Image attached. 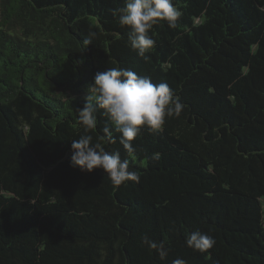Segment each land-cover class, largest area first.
<instances>
[{
	"label": "trees",
	"instance_id": "trees-1",
	"mask_svg": "<svg viewBox=\"0 0 264 264\" xmlns=\"http://www.w3.org/2000/svg\"><path fill=\"white\" fill-rule=\"evenodd\" d=\"M173 4L177 27L154 25L144 59L119 23L125 0H0V264H264V0ZM113 67L183 104L141 128L134 158L97 112L92 144L140 176L118 187L70 165L88 85ZM195 230L215 239L206 253L185 243Z\"/></svg>",
	"mask_w": 264,
	"mask_h": 264
},
{
	"label": "clouds",
	"instance_id": "clouds-1",
	"mask_svg": "<svg viewBox=\"0 0 264 264\" xmlns=\"http://www.w3.org/2000/svg\"><path fill=\"white\" fill-rule=\"evenodd\" d=\"M118 12L120 25L130 29L128 40L131 49L144 59H147L146 53L156 44L150 35L153 26L165 21L169 28L174 29L183 15L173 0H125L124 7ZM87 93L83 107L77 111V119L83 126L84 134L78 140H72L70 165L82 172L102 169L113 186L118 187L129 180L139 183L140 176L129 170L128 159L122 160L119 152L105 151L100 143L92 144V136L87 133L96 127L97 112L103 110V115L120 133L123 148L134 158L132 141L141 128H147L152 133L161 131L166 118H178L181 115L182 102L167 82L154 84L150 76L116 67L97 71L88 85ZM104 131L111 138V130L106 127ZM153 158L159 159V156ZM145 240L150 249L156 250L161 260L167 257L168 249L163 242L157 244L147 238ZM185 243L196 252L206 253L215 245V239L195 230L186 235ZM173 264H186V261L178 258Z\"/></svg>",
	"mask_w": 264,
	"mask_h": 264
}]
</instances>
